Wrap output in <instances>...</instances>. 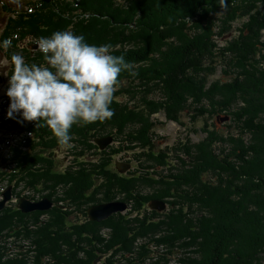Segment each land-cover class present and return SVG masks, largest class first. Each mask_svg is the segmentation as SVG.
Returning <instances> with one entry per match:
<instances>
[{
	"label": "trees",
	"instance_id": "1",
	"mask_svg": "<svg viewBox=\"0 0 264 264\" xmlns=\"http://www.w3.org/2000/svg\"><path fill=\"white\" fill-rule=\"evenodd\" d=\"M4 1L0 0L5 15L0 40H12L11 47L2 50L8 63L7 84L11 55H22L29 65L46 64L39 50L31 51L33 44L27 43H38L40 37L55 31L70 30L89 44H110L111 54L123 56L131 67L118 77L110 105L114 115L69 129V154L74 160L96 157L90 164L76 165L82 171L56 172L52 155L45 154L63 146L50 129L43 121L38 127L35 121L23 124L20 117L5 121L0 107V131H29L40 148L22 153L17 145L9 160L19 173L12 174L3 171L6 154L0 152V185L16 180V188L21 183L25 187L39 184L42 190L62 187L58 199L71 201L69 182L83 191L91 186V173L107 171L114 157L136 153V147L145 151L135 157L139 169L166 167L167 174L156 175L160 180L139 177L140 183L158 188L151 195L135 194L133 202L139 208L156 198L172 208L162 222L145 230L138 227L136 235L168 233L166 244L169 237L174 241L191 238V244L199 238L200 243L192 245L198 249L192 253L199 250L201 260L193 264H264V0H224L223 5L220 0H26V7L16 12ZM233 31L236 36L222 40ZM219 41L224 45L220 47ZM217 68L227 77L225 81L212 80ZM158 114L179 127L186 126L183 116L192 124L201 118L218 122L228 118L231 124L220 132L206 123L200 130L202 140L177 143L172 149L175 168L168 161L170 149L155 152L154 130L161 125L154 119ZM105 135H112L118 144L100 152L93 141ZM126 185L122 179L120 186ZM163 187L167 189L162 193ZM194 208L198 213H193ZM47 213L53 220L44 226L40 223L37 238L25 239L34 255L21 259L7 253L20 238L21 226H26L18 219L38 222L46 213L29 216L11 208L0 212V264H41L42 260L45 264H93L92 254L88 261L71 258L76 245L70 244L65 232V212L52 208ZM191 214H195L192 219ZM103 226L114 230L111 243L126 240L128 251L118 249L124 260L133 240L121 224ZM8 237L13 240L5 247ZM95 245L104 244L98 240Z\"/></svg>",
	"mask_w": 264,
	"mask_h": 264
},
{
	"label": "clouds",
	"instance_id": "2",
	"mask_svg": "<svg viewBox=\"0 0 264 264\" xmlns=\"http://www.w3.org/2000/svg\"><path fill=\"white\" fill-rule=\"evenodd\" d=\"M11 45V39L0 40V50L7 51ZM37 47L46 64L29 65L22 55H11L5 118L19 115L23 121H35L37 127L43 121L58 144L69 148V129L74 124L114 115L110 105L118 77L131 66L123 56L111 54L112 45L89 44L70 30L40 37Z\"/></svg>",
	"mask_w": 264,
	"mask_h": 264
},
{
	"label": "flooded vegetation",
	"instance_id": "3",
	"mask_svg": "<svg viewBox=\"0 0 264 264\" xmlns=\"http://www.w3.org/2000/svg\"><path fill=\"white\" fill-rule=\"evenodd\" d=\"M38 47L32 48L31 51L37 50ZM5 92H6V87L8 86L7 84V77L5 79ZM5 95V94H4ZM4 103L3 106L1 107V113L3 115V118L5 121H8L9 119L5 118V114L8 108L9 100L6 97H3ZM19 117V115L14 116ZM11 118V119H13ZM22 123H29V125H33L32 121H23ZM3 134L5 133L6 136H2L0 142L3 144L4 150L3 153L6 154L4 157L5 164L3 167V171L6 172V174H12L14 171V164H11L10 162V157H11V152H13L14 149H16V146L18 145V151H22V153L25 152H31V151H37L40 150L38 146H36V143L38 142L34 137L33 133H30L29 131H12L9 130L8 128L3 129L1 131ZM107 137L113 138L112 141L116 143L115 148L117 147L118 142L115 141V138L112 135H105ZM105 136H99V138L96 139H101L104 138ZM94 139V141L96 140ZM27 142H32L31 145L26 144ZM16 144V145H15ZM94 144V143H93ZM70 148V147H69ZM67 148L68 150V155L71 158L70 159V164L68 165L67 168L59 166V163H57V153L56 149H52L50 151L47 150V155H52V160L53 163L52 165L56 167V172L60 173H65L66 170L67 172H77V171H82L76 169V165L78 164H90L91 160H95L96 157H88V155H85L78 159L77 161L74 160V157L69 154L71 152V149ZM136 153H132L133 155V161H135V157L139 156V154L145 153L143 150H137ZM57 163V165H56ZM138 163V162H137ZM129 164L130 167L122 171V168L126 165ZM126 164H113L110 165V168L107 171L104 172H98L95 171L94 173H91V186L86 187L83 191L79 188V190L74 187L71 183L69 182L67 187L69 191V195L71 198V201L65 200L62 202L60 199L61 193H63L62 187H56L54 190H42L41 186L38 184L35 187H25L24 183H21L19 187L16 188L17 181L15 180L13 183H8L5 182L1 185L2 190H6L8 187L11 188V198L9 201L5 203L4 209L11 208L12 210H17L18 209V200L20 199H26L32 203L38 202L41 198H46L48 199L51 203L52 206L49 210L52 208H57L59 210H63L65 212V232L67 231L68 234L70 235V244L71 245H84L87 246L89 240H91V247L92 251L90 253L92 254L91 257L95 258L94 264H100L101 262H104L106 259H115L116 263L118 262L119 264H139L140 260L132 255L131 253H126L124 256V260L122 259V253L121 252H116L118 251V247L115 250V247H112V249L106 251L104 250V247L102 245H95V242L100 240L102 241L105 239L108 234L112 233V236L114 234V230L110 226L104 227V223H108L109 225H117L121 224L123 225V230L125 233H127V236L129 239L133 240V246L136 243V234L137 233V228L135 227V223H140V222H145L147 221V224H150L152 222H148L149 219H145L143 211H149L150 204L153 201L148 202L147 205H141L139 208L135 205L133 202V198L135 197V194L139 193L140 195H151L154 193V190L146 185L145 183H140L139 177H143L146 180H150V175L151 176H156L160 175L159 169L155 168V170H141L138 168H134V165L132 161H126ZM139 165V164H138ZM37 169L42 170V166L38 165ZM86 171V170H84ZM14 173H19L18 170H16ZM88 173V172H84ZM148 174V175H147ZM122 179L127 180V185L126 187H122L121 181ZM156 180H160L159 176L155 177ZM158 188V187H157ZM14 189V193H13ZM165 189V190H164ZM166 187H163L161 191H166ZM67 188H65V191ZM16 193V195H14ZM58 194V195H56ZM129 194V195H128ZM114 204V205H113ZM105 205H111L110 209L112 210V213H110L105 219L101 221H94L90 219L89 215V210H93L94 208L98 207H103ZM116 205V206H115ZM120 205V206H119ZM120 209H123L120 211ZM167 209V205H165L164 210ZM170 210V207L168 208ZM2 210V211H3ZM34 211L30 213L23 214L21 211V214L23 215H31L32 213H46L43 214L39 217L38 222L42 223V226L46 225L49 223L48 219V211ZM162 210V211H164ZM156 212V211H155ZM98 213V211H96ZM145 220V221H144ZM19 222H21V225L24 224H30V230L28 231L27 228L29 226H21V231H20V238L17 240V244L15 245L16 247L14 248V251H19L18 257L22 258V252L28 253L30 255H34L33 251L29 252V249H32L29 247V242H26L25 239L26 237H29L31 232L35 233L38 231V227L41 226L40 224L37 223V221H33L31 223H27L26 219L23 217L21 219H18ZM92 224L95 226L90 227L88 224ZM107 225V224H106ZM100 226V227H99ZM109 227V228H108ZM140 227V226H139ZM22 232V236H21ZM91 236L90 237L88 236ZM11 237L5 238L4 240L6 241V245H8L13 239H10ZM33 240H35L33 238ZM11 244V243H10ZM12 248V249H13ZM12 249L8 250V254H11ZM12 251V252H11ZM80 255L82 256V252L79 251ZM142 260V259H141Z\"/></svg>",
	"mask_w": 264,
	"mask_h": 264
},
{
	"label": "rangeland",
	"instance_id": "4",
	"mask_svg": "<svg viewBox=\"0 0 264 264\" xmlns=\"http://www.w3.org/2000/svg\"><path fill=\"white\" fill-rule=\"evenodd\" d=\"M5 3H7V7L16 12L19 11L21 9H24L26 7V0H5ZM5 16L3 14V11L0 9V33H1V29L3 28L4 24H5V18L3 17ZM236 26H239V24H236ZM237 32L233 31L231 33V35H226L225 38H222V40H230L232 38V36H236ZM26 43V42H25ZM219 46H223L224 42L219 41ZM37 45L35 42L31 41L28 42L27 45ZM29 47V46H28ZM27 48V47H26ZM30 49L31 46H30ZM8 71V63L6 61V58L2 52V50H0V107L3 105L4 100L2 99L3 97H5L4 93H5V79H6V73ZM219 79L221 82L225 81L227 79L226 76H224L221 73V68H217V72L216 74L213 76L212 80H217ZM155 120H157L159 123H161V125L157 126L156 129L154 130V134L156 136V153H159L160 151H165V149H170L169 152H167V154L169 155V163H172L175 168H177V163L174 162V154L172 149L176 147L177 143L179 142H184L186 139H188L191 143H197L200 140H202L204 138V134L201 133V129L204 127V125L207 123V125L209 126V129L211 130H216V131H220V132H224L227 129V126L231 124L230 119H228L225 122H218L215 120V118L212 119H206V118H201L198 119L194 124H192L189 120V118L187 116H183L182 117V121L185 123V127H179L178 125H176L175 123L172 122H165V118L163 115L158 114L155 115L154 117ZM192 130H195L196 132H193ZM2 136H6V134L2 133L0 131V140L2 139ZM107 137V136H105ZM104 137V138H105ZM99 138V137H96ZM95 138V139H96ZM113 140V138H112ZM94 143V141H93ZM95 145V143H94ZM96 146V145H95ZM115 147L116 143L114 141H112L104 150H108L111 147ZM97 147V146H96ZM98 148V147H97ZM4 147L3 144H1L0 142V152L3 153ZM99 150V148H98ZM100 152H102L101 150H99ZM56 155H57V163H59V166H61V168H67L68 165L70 164V157L68 155V150L66 147H61L60 149H58L56 151ZM181 157V156H180ZM126 161H132L134 168H138V163L133 161V155L132 153H123L120 154L117 157H114L113 161H112V165L113 164H126ZM171 166H169L170 168ZM168 168V167H167ZM139 169V168H138ZM158 169L160 170L159 173L160 175H166L167 171H166V167H164V169H161L160 167H158ZM162 173V174H161ZM157 187L154 188L155 192L157 191L156 189ZM160 192H164V191H160ZM153 200H158L163 202L165 205H167V209H165L164 211H154L151 208H149V211H143L145 219H149L148 222H152L150 224H147V221L140 222V223H135V227L138 228L140 226V229H147L150 225H155L158 224L160 222H162L164 220V216H166L168 213H170L169 205L164 201V200H160V199H153ZM196 210L197 212V208H194V211ZM195 214H191L189 215V218H193ZM197 216V214H196ZM48 219L51 222V220H53V216L52 215H48ZM184 219V218H183ZM183 219H181L183 221ZM180 221V220H179ZM197 221V220H196ZM38 224H40V222H37ZM29 226L27 228V230H30V224H24ZM111 227V226H110ZM37 232V231H36ZM36 232L34 234H32L33 237H36ZM163 232V231H161ZM127 234V233H126ZM7 236H9V233L6 234ZM21 236H22V232H21ZM91 236L90 237L91 239ZM136 236H140V234L138 233ZM112 233L108 234V236L102 240V243L104 244L103 246H110V248L118 247V249H126L128 251L129 246L126 242L125 239H120L119 241H117L116 243L113 242L111 243L110 241L112 240ZM163 239V240H161ZM168 239V233H150L147 232L145 234H143L140 237L136 238V243L135 245L131 247L130 253L132 255H136V256H140L139 260L140 263L139 264H144V257H145V253L146 251L148 252V250L152 247V245L157 246L156 251L154 252V254L157 255H161L157 260V262H151V263H147V264H168V261L170 258H167V256L172 257L171 261L172 264H193L192 262H199L201 260V253L198 250V252L192 253V250L198 249L196 246H192V245H198L200 243L199 238L196 239V241L194 243H190L191 238H187V240H182L181 239H176V241L170 239L169 237V241H166L167 243L169 242V244L164 243V240ZM90 243L87 244V246L84 245H76L74 247V252L70 251V256L72 259L76 258L77 260H81V261H88L91 253L90 251H92V247H91V240H89ZM159 246H161V249H159ZM65 245H63V249H64ZM145 249V250H144ZM114 250V249H112ZM12 251H14V248L12 249ZM11 251V252H12ZM32 251V249H29V252ZM79 251L82 252V256L80 255ZM163 251V252H162ZM168 252L167 254L164 252ZM27 252V251H25ZM22 252V258L21 259H28V253ZM117 253L119 251H116ZM19 251H17L14 255V258H16L18 256ZM16 256V257H15ZM142 259V260H141ZM71 260V259H70ZM108 262H107V261ZM104 262H101L100 264H119L118 262L116 263L115 259H106ZM72 261V260H71ZM92 263H96L95 259L94 261H92ZM31 264H35V263H31ZM41 264H45V260H42Z\"/></svg>",
	"mask_w": 264,
	"mask_h": 264
},
{
	"label": "water",
	"instance_id": "5",
	"mask_svg": "<svg viewBox=\"0 0 264 264\" xmlns=\"http://www.w3.org/2000/svg\"><path fill=\"white\" fill-rule=\"evenodd\" d=\"M33 48H36V46H34ZM228 118H225L224 121H227ZM112 142V138L111 137H105V138H101V139H96L94 141L95 145L99 148V150H104L110 143ZM130 167L129 164H126L123 168L122 171L127 170ZM11 198V188L8 187L4 193L2 194V200H0V212L4 209L5 203L7 201H9ZM114 205V204H113ZM52 206V203L44 198L38 202H30L26 199H20L19 203H18V209L23 213H30V212H34V211H46L49 210ZM116 206V205H115ZM120 206V205H119ZM111 205H105L103 207H98V208H94L93 210H89V215H90V219L94 220V221H101L103 219H105L110 213H112L113 209H110ZM150 208L154 211H162L164 208L163 203L158 202V201H152L150 204ZM123 209H120V211ZM96 211H98V213H96Z\"/></svg>",
	"mask_w": 264,
	"mask_h": 264
},
{
	"label": "built area",
	"instance_id": "6",
	"mask_svg": "<svg viewBox=\"0 0 264 264\" xmlns=\"http://www.w3.org/2000/svg\"><path fill=\"white\" fill-rule=\"evenodd\" d=\"M2 191V187H1V185H0V192ZM156 248H157V246H154V245H152V247L148 250V257L146 258V261H145V263H150V262H157L158 260V258L161 256V255H157V254H154V252L156 251ZM159 249H161V246H159ZM163 252V251H162ZM164 253H168L167 251L166 252H164ZM167 258H170L169 260H167L168 261V264H172V261H171V258L172 257H168L167 256ZM164 264H166V263H164Z\"/></svg>",
	"mask_w": 264,
	"mask_h": 264
},
{
	"label": "bare ground",
	"instance_id": "7",
	"mask_svg": "<svg viewBox=\"0 0 264 264\" xmlns=\"http://www.w3.org/2000/svg\"><path fill=\"white\" fill-rule=\"evenodd\" d=\"M153 201H158V200H153ZM158 202H161V201H158ZM161 203H163V202H161ZM163 205H164V208H165V204L163 203ZM164 208H163V210H164ZM6 233V232H5ZM37 258V257H36Z\"/></svg>",
	"mask_w": 264,
	"mask_h": 264
}]
</instances>
